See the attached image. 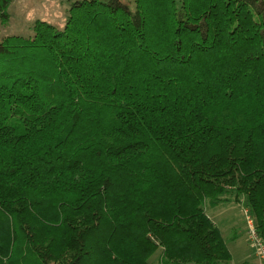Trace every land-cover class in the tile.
<instances>
[{
    "label": "trees",
    "instance_id": "1",
    "mask_svg": "<svg viewBox=\"0 0 264 264\" xmlns=\"http://www.w3.org/2000/svg\"><path fill=\"white\" fill-rule=\"evenodd\" d=\"M33 32L0 37V264H226L227 194L264 244V0H78Z\"/></svg>",
    "mask_w": 264,
    "mask_h": 264
},
{
    "label": "rangeland",
    "instance_id": "2",
    "mask_svg": "<svg viewBox=\"0 0 264 264\" xmlns=\"http://www.w3.org/2000/svg\"><path fill=\"white\" fill-rule=\"evenodd\" d=\"M75 1L78 0H10L6 9L8 15L5 19L0 16V37L32 36L34 23L38 19L62 29L67 22L69 8ZM227 196H230L228 203L214 206L210 210L207 208L230 248L232 258L226 264H259L256 249L249 238L245 204L243 200H235L233 195ZM159 254L160 249L151 258L153 264H160Z\"/></svg>",
    "mask_w": 264,
    "mask_h": 264
},
{
    "label": "built area",
    "instance_id": "3",
    "mask_svg": "<svg viewBox=\"0 0 264 264\" xmlns=\"http://www.w3.org/2000/svg\"><path fill=\"white\" fill-rule=\"evenodd\" d=\"M246 218L249 226V238L256 249L260 264H264V244L256 232L253 220L249 216H246Z\"/></svg>",
    "mask_w": 264,
    "mask_h": 264
},
{
    "label": "crops",
    "instance_id": "4",
    "mask_svg": "<svg viewBox=\"0 0 264 264\" xmlns=\"http://www.w3.org/2000/svg\"><path fill=\"white\" fill-rule=\"evenodd\" d=\"M229 247V246H228ZM229 250H230V248H229ZM231 252V251H230ZM248 255L246 254V257H247ZM256 261L258 262V259L256 258ZM259 264H260V262H259Z\"/></svg>",
    "mask_w": 264,
    "mask_h": 264
}]
</instances>
